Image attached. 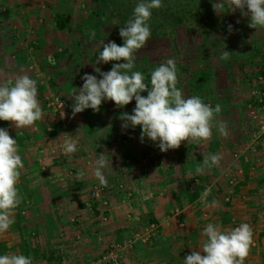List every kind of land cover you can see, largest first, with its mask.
Instances as JSON below:
<instances>
[{
    "label": "crops",
    "instance_id": "obj_1",
    "mask_svg": "<svg viewBox=\"0 0 264 264\" xmlns=\"http://www.w3.org/2000/svg\"><path fill=\"white\" fill-rule=\"evenodd\" d=\"M74 1L0 0V83L27 74L18 66H26L25 58L28 62L30 57L24 55L31 52L24 50L33 47L40 52L41 64L52 47L58 49L52 64L57 79L73 72L68 66L74 62L75 26L70 20L77 13L71 6ZM56 14L69 17L70 30L57 28ZM47 87L37 88L42 110ZM229 90L230 101L224 104L223 96L216 95L210 104L221 106L217 119L225 122L227 137L214 127L208 141L199 145L182 141L178 149L166 152L147 137L141 142L140 126L122 130L118 122H106L105 114L95 124L65 119L54 143L50 141L54 133L46 131L47 115L29 129H16L2 120L0 128L17 140L24 168L17 184L22 200L15 223L0 234V255L33 253L37 257L33 264H91L109 245L153 222L157 234L136 242L121 264H184V257L206 240L202 232L207 224L231 229L248 223L254 245L244 264H264V157L254 152L256 139L240 135V117L239 124L235 120L238 92ZM223 113L232 117L230 122L220 117ZM66 139L77 144L71 155L64 153ZM54 151L64 156L49 167L52 159L47 155ZM101 153L112 163L103 170L108 186L93 199L91 194L101 185L92 168ZM217 153L222 157L218 167L197 171L205 155ZM81 169L86 176L77 181ZM207 188L211 193L205 207L200 199Z\"/></svg>",
    "mask_w": 264,
    "mask_h": 264
},
{
    "label": "clouds",
    "instance_id": "obj_2",
    "mask_svg": "<svg viewBox=\"0 0 264 264\" xmlns=\"http://www.w3.org/2000/svg\"><path fill=\"white\" fill-rule=\"evenodd\" d=\"M225 4L228 12L239 10L248 16V26L253 29H264V0H217L212 4L213 10L222 15ZM163 7L162 0H141L133 11V16L120 27L119 35L123 39L122 45L114 41L102 43V51L95 60V65L109 62L111 69L101 71L94 66L96 75L85 73L81 79L83 85L68 95L73 101L71 115L85 109L100 111L103 101L110 100L115 106L122 108L135 100L132 114H121V127L127 129L140 126V139L147 137L161 152L178 149L182 141L197 145L208 141L215 127L222 136L227 137L225 122L217 119L222 111L219 104L212 107L199 96L185 97L177 85V67L173 59H168L151 72L150 85L145 83L142 72L133 71L135 67V53L144 47L151 37L149 21L153 9ZM239 23V21H237ZM228 25V31H232ZM90 38H95V31L90 32ZM229 51H224L221 59L227 61ZM119 61H123L122 63ZM49 62L54 63L52 57ZM36 80L28 74L17 75L14 80L0 83V120L11 122L16 129L33 128L37 121H44L45 113L37 99L38 89ZM147 92L144 96L141 93ZM62 107V103H60ZM62 117L64 113L62 112ZM77 151V144L71 139L64 141V153L71 155ZM222 157L220 154H209L203 158L204 168L218 167ZM111 164L106 154L101 153L96 158L92 168L93 176L102 187L108 186L104 169ZM24 162L19 155L17 140L9 135L5 128H0V234L7 232L15 223L14 213L19 207L22 197L17 184L21 176ZM83 169L76 175L77 181L85 179ZM211 193L207 188L201 195L200 203L208 206L206 197ZM202 235L206 240L200 247L193 249L183 259L184 264H244L254 245L253 229L248 223H241L231 229H223L212 223L203 228ZM0 264H33L30 256L22 254L0 255Z\"/></svg>",
    "mask_w": 264,
    "mask_h": 264
},
{
    "label": "rangeland",
    "instance_id": "obj_3",
    "mask_svg": "<svg viewBox=\"0 0 264 264\" xmlns=\"http://www.w3.org/2000/svg\"><path fill=\"white\" fill-rule=\"evenodd\" d=\"M139 2L141 0L72 2V8L77 10V13L70 17L72 25L75 26L71 36L74 45L71 55L74 62L68 67L73 69V72H67L61 80L57 79L58 73L52 68L54 63L49 62V57L53 60L58 58L55 57L56 53L60 54L58 49L52 47V53L47 55L48 58L42 64L39 57L37 61V54L40 52L38 53L36 48L24 50L31 52L24 55H28L30 59L27 62L25 58L26 66L19 64L18 67L23 68L30 78L36 80L37 88L49 87L42 98L43 111L48 100L60 97L67 106L65 119L71 117L70 120L74 124H95L105 114L106 122L116 121L121 126V114H132L134 99L122 108L106 100L102 102L100 111L94 112L89 108L73 117L69 104L72 100L68 95L73 88L79 91L83 85L81 77L85 73L101 78L94 71V66L105 72L111 69L112 62L95 65V60L102 51V43L114 41L122 45L123 39L119 35V29L132 18L134 8ZM215 2L217 0H162L163 7L152 10L149 21L151 37L146 45L135 53L133 71L142 72L145 83L150 85L151 72L168 59H173L177 67L176 86L181 89L183 95L199 96L211 105L216 100V95L223 96L221 101L224 104L230 101L229 89H234L238 92L235 120L238 121L237 118L240 117V135L256 139L259 144L254 146V152L257 156L264 157V144H261L264 142V29L250 28L249 17L242 15L239 10L228 12L226 4V12L218 15L212 7ZM64 20L68 24L69 17L64 16ZM229 24L233 26L231 32L228 31ZM92 31L96 33L95 38H90ZM225 50L230 52L227 61L221 59ZM141 94L146 96L147 92ZM220 117L227 122L232 119H228L224 113ZM48 121L46 119V123ZM237 123L239 124V121ZM1 125H4V122ZM83 129L84 126L81 130ZM44 134L47 135V132L44 131ZM111 135L114 136V133L111 132ZM57 136L59 133L55 132L50 141L54 143ZM115 136L124 138L120 133ZM47 156L52 159L50 167L53 161L60 159L58 157L63 158L64 154L54 151ZM91 198L95 199L92 194ZM27 256L33 261L37 259L33 253Z\"/></svg>",
    "mask_w": 264,
    "mask_h": 264
},
{
    "label": "built area",
    "instance_id": "obj_4",
    "mask_svg": "<svg viewBox=\"0 0 264 264\" xmlns=\"http://www.w3.org/2000/svg\"><path fill=\"white\" fill-rule=\"evenodd\" d=\"M62 103V107L60 106ZM66 102L60 97H54L45 104L44 113L48 116L46 131L54 133L62 126L65 121ZM62 112L64 116L62 117ZM58 132V130H57ZM56 132V133H57ZM103 187H95L92 195L98 199L102 195ZM158 232V226L150 222L143 229L137 231L130 238L123 239L121 242H114L100 253L91 264H121L124 259L132 253L136 242H147Z\"/></svg>",
    "mask_w": 264,
    "mask_h": 264
},
{
    "label": "trees",
    "instance_id": "obj_5",
    "mask_svg": "<svg viewBox=\"0 0 264 264\" xmlns=\"http://www.w3.org/2000/svg\"><path fill=\"white\" fill-rule=\"evenodd\" d=\"M55 19H56L57 28L59 30H63V29L69 30L68 24L65 23L63 14H56V18ZM1 122H2V120H0V123ZM197 195H198V193H196L195 195H190V199L195 198Z\"/></svg>",
    "mask_w": 264,
    "mask_h": 264
}]
</instances>
